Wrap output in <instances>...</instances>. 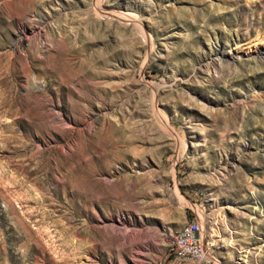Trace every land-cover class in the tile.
<instances>
[{
	"label": "rangeland",
	"instance_id": "obj_1",
	"mask_svg": "<svg viewBox=\"0 0 264 264\" xmlns=\"http://www.w3.org/2000/svg\"><path fill=\"white\" fill-rule=\"evenodd\" d=\"M191 218L264 264V0H0V264H195Z\"/></svg>",
	"mask_w": 264,
	"mask_h": 264
},
{
	"label": "built area",
	"instance_id": "obj_2",
	"mask_svg": "<svg viewBox=\"0 0 264 264\" xmlns=\"http://www.w3.org/2000/svg\"><path fill=\"white\" fill-rule=\"evenodd\" d=\"M175 240V247H180L184 252L194 251L201 254V264H220L216 257L208 252L206 244L199 234V223L191 218L188 232L182 234H171V239Z\"/></svg>",
	"mask_w": 264,
	"mask_h": 264
},
{
	"label": "bare ground",
	"instance_id": "obj_3",
	"mask_svg": "<svg viewBox=\"0 0 264 264\" xmlns=\"http://www.w3.org/2000/svg\"><path fill=\"white\" fill-rule=\"evenodd\" d=\"M125 17V16H124ZM190 225V222L182 229L178 230L177 232H175L174 234H182V233H185V232H188V227ZM201 225V224H200ZM200 227L199 226V234L201 236V238L203 239V235H201V230H200ZM202 229V228H201ZM206 244V243H205ZM207 247V245H206ZM173 249L176 250L178 253H180L181 255H184L185 257H188L190 258L191 260H193V262L195 264H201V254L200 253H196L194 251H187V252H184L183 250L180 249V247H175V240H173ZM208 249V247H207ZM217 260V258H216Z\"/></svg>",
	"mask_w": 264,
	"mask_h": 264
}]
</instances>
